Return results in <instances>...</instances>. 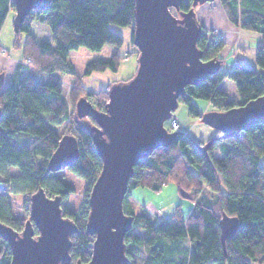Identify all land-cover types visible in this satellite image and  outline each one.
Masks as SVG:
<instances>
[{
    "label": "trees",
    "instance_id": "obj_1",
    "mask_svg": "<svg viewBox=\"0 0 264 264\" xmlns=\"http://www.w3.org/2000/svg\"><path fill=\"white\" fill-rule=\"evenodd\" d=\"M191 1L183 0L179 10L187 11ZM218 1L232 25L259 36L254 48L258 69L236 63L229 71L219 68L198 84L186 85L178 102L186 105L192 117L201 113L192 101L195 98L206 100L216 110H225L264 92V0ZM13 7V0H0V30ZM133 21V0H48L43 9L25 17L19 31L13 30L15 46L21 48L28 63L18 62L10 80L0 89V181L6 185L0 190V221L15 230L22 229L23 218L14 216L9 195L20 194L29 202L31 194L42 188L49 196H60L62 216L77 227L70 237L69 264L85 263L91 256L94 236L85 231L87 198L101 169L90 129L95 121L78 117L75 103L86 97L94 108L103 110L111 85L86 90L82 76L93 71H116L123 56L114 52L109 58L92 59L85 64L84 73L78 74L68 54L79 47H120L122 37L109 25L131 26L133 30ZM32 23L44 27L51 41H37L30 33ZM200 26L197 46L202 50V60L215 58L221 64L223 40L214 44L205 27ZM135 53L138 55L137 49ZM62 73L72 76L70 106L61 95ZM224 79L234 83L236 101L220 87ZM169 131L176 134L174 142L140 158L127 182L123 209L133 216L132 226L124 235L128 264H264V164L259 161L264 154V121L240 131L236 138L216 139L205 151L201 146L209 139L200 141L185 132ZM67 133L76 136L79 155L65 169L86 181L85 197L75 210L65 202L75 191L74 184L61 170L47 168L60 137ZM222 141L230 144H221L222 155L215 157L212 149ZM12 168L17 171L10 172ZM169 181L180 195L181 190L186 191L193 201L186 217L174 213L173 219L157 220L146 212L134 213L127 208L134 188L157 192ZM223 215L238 220L234 235L225 241V251L219 229ZM10 257V247L0 236V264H9Z\"/></svg>",
    "mask_w": 264,
    "mask_h": 264
},
{
    "label": "water",
    "instance_id": "obj_2",
    "mask_svg": "<svg viewBox=\"0 0 264 264\" xmlns=\"http://www.w3.org/2000/svg\"><path fill=\"white\" fill-rule=\"evenodd\" d=\"M132 43L138 51L135 73L126 81L108 87L103 110L92 106L86 97L75 103L78 117L95 121L90 128L101 169L88 193L89 211L85 231L94 236L91 256L85 263L128 264L124 235L133 216L124 212L127 182L137 161L159 146L175 140V132L164 127L178 105L186 85H195L219 70L220 61L202 60L197 46L201 26L192 6L212 0H192L187 11H180L183 0H133ZM48 0H13L12 27L19 31L25 17L41 10ZM171 9L178 12L176 15ZM0 72V89L4 84ZM200 120L220 132L201 146L206 150L216 139L236 138L240 131L264 121V92L241 105L225 110L200 113ZM78 141L63 134L47 162L48 170L59 171L78 158ZM5 183L0 181V190ZM181 195H190L181 190ZM60 196H49L38 188L29 197V214L20 231L0 221V236L11 252L9 264H69L70 237L77 231L74 222L62 216ZM236 217L223 215L219 221L220 239L236 231ZM34 227L37 233H34Z\"/></svg>",
    "mask_w": 264,
    "mask_h": 264
},
{
    "label": "rangeland",
    "instance_id": "obj_3",
    "mask_svg": "<svg viewBox=\"0 0 264 264\" xmlns=\"http://www.w3.org/2000/svg\"><path fill=\"white\" fill-rule=\"evenodd\" d=\"M13 9L9 10L0 30V56L14 63V66L11 68L9 80L18 62L28 63V60L23 57L21 48L15 46V33L12 27V19L14 16ZM192 10L199 25L205 27L208 36L209 32H211L210 29L220 32L219 28L222 23L226 22V17L224 16L218 0L196 4L192 6ZM172 11L178 15L176 10L173 9ZM109 28L122 37L121 47L117 48L111 45H104L99 50L79 47L71 50L68 54V59L72 62L78 74L84 73L85 64L92 59L109 58L114 52L123 56V58L120 59L116 71L107 69L104 71H93L88 75H83L82 84L86 90L97 91L99 89H104L108 84L126 81L135 73L137 55L135 53L136 47L131 42V26L110 24ZM244 32L248 33L247 40L245 41L247 44L244 51H234L233 48H229L226 44L219 50V55L222 59L219 68L223 72L229 71L236 63L258 69L254 61V48L258 42L259 36L254 31L244 30ZM30 33L37 41H51V36L48 31L44 27L36 26L35 23H32ZM20 40L22 41L23 39L20 38ZM4 68L7 74L8 66L5 65ZM4 68H0V71H3ZM60 77L61 95L70 106L69 91L72 86V76L62 73ZM192 101L199 108L201 113L214 109V106L206 100L195 98ZM173 119L179 124L173 131L186 132L196 140L206 141L218 135L214 128L203 123L200 118L190 116L186 105L181 102H178L171 117L164 121L163 124L166 129L172 130L170 129V125ZM15 140L17 144L21 143L18 141L17 137H15ZM221 144L229 145L230 143L228 141H222L215 145L212 149V154L215 157H220L222 155ZM259 161L264 164V154L260 157ZM16 171L17 170L14 168L10 169L12 173ZM61 172L64 173L67 179L75 186V191L70 193L65 201L67 207L71 210H75L79 202L85 197L83 190L86 181L74 176L65 168L61 169ZM131 193L127 201V208H131L134 213L146 212L152 219H173L174 213L184 218L193 207V201L190 198H185L180 195L172 181L165 183L157 192L144 187H137L134 188ZM9 196L14 216L23 218L22 222L24 223V220L28 218L29 214V202H25L23 196L20 194Z\"/></svg>",
    "mask_w": 264,
    "mask_h": 264
},
{
    "label": "crops",
    "instance_id": "obj_4",
    "mask_svg": "<svg viewBox=\"0 0 264 264\" xmlns=\"http://www.w3.org/2000/svg\"><path fill=\"white\" fill-rule=\"evenodd\" d=\"M219 31L222 32L224 35V40H223L224 45L226 44L229 48H233L234 51L236 50L244 51V48L246 47V44H247L245 41L247 40L248 33L244 32V30H242L241 28L232 25L227 19H226V22L222 23L221 27L219 28ZM5 65L8 66L7 74L4 68ZM13 66H14V63L12 61H7L5 57L0 56V68H4L3 69L4 82L9 81L11 68ZM220 87L226 92L230 100L232 101L237 100L235 86L232 81L228 79H224L220 83Z\"/></svg>",
    "mask_w": 264,
    "mask_h": 264
},
{
    "label": "built area",
    "instance_id": "obj_5",
    "mask_svg": "<svg viewBox=\"0 0 264 264\" xmlns=\"http://www.w3.org/2000/svg\"><path fill=\"white\" fill-rule=\"evenodd\" d=\"M211 40L213 41L214 44L220 42L221 40L224 39V35L221 32H217V31H211L209 32ZM178 122L173 119L171 120V125H170V129H176L178 127Z\"/></svg>",
    "mask_w": 264,
    "mask_h": 264
},
{
    "label": "bare ground",
    "instance_id": "obj_6",
    "mask_svg": "<svg viewBox=\"0 0 264 264\" xmlns=\"http://www.w3.org/2000/svg\"><path fill=\"white\" fill-rule=\"evenodd\" d=\"M121 47V46H120ZM202 145V144H201Z\"/></svg>",
    "mask_w": 264,
    "mask_h": 264
}]
</instances>
